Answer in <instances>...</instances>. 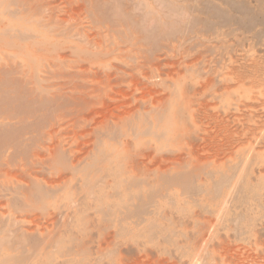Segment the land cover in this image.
Masks as SVG:
<instances>
[{
  "label": "rangeland",
  "instance_id": "374dc122",
  "mask_svg": "<svg viewBox=\"0 0 264 264\" xmlns=\"http://www.w3.org/2000/svg\"><path fill=\"white\" fill-rule=\"evenodd\" d=\"M0 264H264V0H0Z\"/></svg>",
  "mask_w": 264,
  "mask_h": 264
}]
</instances>
